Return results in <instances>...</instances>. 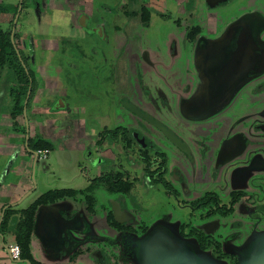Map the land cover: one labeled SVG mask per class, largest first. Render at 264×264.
<instances>
[{"label":"flooded vegetation","instance_id":"1","mask_svg":"<svg viewBox=\"0 0 264 264\" xmlns=\"http://www.w3.org/2000/svg\"><path fill=\"white\" fill-rule=\"evenodd\" d=\"M56 1L0 0V175L28 180L17 200L1 202L9 264H140L146 243L136 253L133 240L150 229L139 194L154 188L172 200L161 221L177 227L175 237L240 264L234 250L264 234V1L260 9L244 0ZM242 16L222 62L241 64L248 81L221 107L190 103L202 49ZM82 143L94 171L85 185L35 194L38 174H50L39 162ZM55 204L58 215L39 214ZM34 206L24 252L16 231ZM257 249L261 264L264 237Z\"/></svg>","mask_w":264,"mask_h":264},{"label":"water","instance_id":"2","mask_svg":"<svg viewBox=\"0 0 264 264\" xmlns=\"http://www.w3.org/2000/svg\"><path fill=\"white\" fill-rule=\"evenodd\" d=\"M242 20L243 16L233 21L222 36L210 43L212 47L202 49L201 56H203V60L199 69L201 85L199 91L191 97L190 103L202 105L206 109L212 106L221 107L233 97L239 85L248 81L249 78L246 73L248 74L249 71L240 70L241 64L222 62L224 57L222 50L227 46L231 40V34L239 28ZM56 205L52 207L48 205L41 206L39 214L50 211L54 215H58L59 209ZM173 233H177L175 225L166 227L164 224L150 229L144 239H140L142 240L141 249L143 243H146L144 251L142 250L140 255V264H182L187 260L192 261L193 264H226V262L208 257L198 246L182 238L175 237ZM257 248L258 244L252 248L254 251L257 250V252H254L255 259L252 264H260L259 259L262 255L258 256ZM240 249L237 247L234 252L240 255ZM261 264H264V261H261Z\"/></svg>","mask_w":264,"mask_h":264},{"label":"rangeland","instance_id":"3","mask_svg":"<svg viewBox=\"0 0 264 264\" xmlns=\"http://www.w3.org/2000/svg\"><path fill=\"white\" fill-rule=\"evenodd\" d=\"M65 0H57L56 1V7L58 8H63L65 7V4L63 3ZM98 2L99 0H95ZM264 0H244L240 1L239 3L242 5H245L246 7H254L256 9H260L259 3L263 2ZM74 7V5H72ZM240 6L237 8H234L229 11V14H235L238 12V9ZM221 10L219 11L220 17L225 19V16H228V13L226 10L218 9ZM258 30L264 32V19H262V23L260 24ZM84 143H82V149L80 152L73 151V148L67 146V147H58L54 152L49 154L48 158L45 160H41L38 164V170L41 169L42 164H47L50 168V174L47 176H43L40 178V175L38 174V187L35 192V194H38L48 188H53V187H83L85 185L86 180L90 176H93L94 171L89 172L88 169H85L86 164H85V158L84 156V151L87 152L88 148H84ZM70 154V155H69ZM7 161V158H0V173L3 172L5 162ZM81 163V164H80ZM80 164V165H78ZM80 166V167H79ZM80 168L83 170L84 173H80ZM2 175H0V178ZM7 180L15 182V178L12 176H7ZM42 179V182H41ZM37 180V179H36ZM37 183V182H36ZM34 194V195H35ZM30 198V197H29ZM28 198V199H29ZM139 198L143 203V208L144 211L141 213L143 217H145L146 220H148V225L149 229H153L158 225H164L161 220H166L169 219L173 215V211L171 210L172 207V200L168 198V196L165 195V193L158 188H154L151 190H146L143 191L141 194H139ZM25 203L24 205H26ZM184 215L186 214V209L183 210ZM169 216V217H168ZM168 217V218H167ZM177 225V224H176ZM147 234V233H146ZM143 235L140 239H144L146 236ZM264 234L260 236L256 240H249L245 241L247 246L245 247V251L240 252L241 254V260L240 264H252V261L255 259V254H251L249 249L253 248L256 246L259 242L260 238H263ZM131 241V240H130ZM6 242L12 243L13 241L10 240L8 237L6 238ZM141 242L142 240L135 241L133 240V247L138 253L141 249ZM236 243H239L236 241ZM139 245V246H138ZM248 254V255H247ZM251 257V258H250ZM250 258V260H249ZM182 264H193L192 261H185ZM199 264H204V263H199Z\"/></svg>","mask_w":264,"mask_h":264},{"label":"crops","instance_id":"4","mask_svg":"<svg viewBox=\"0 0 264 264\" xmlns=\"http://www.w3.org/2000/svg\"><path fill=\"white\" fill-rule=\"evenodd\" d=\"M4 152H8L7 150L9 149V143H5L4 145ZM15 171L9 172L8 174H4L2 175V183L0 185V209H1V202H5V201H12V200H17L20 195L23 194L24 189L26 188V184H27V176L25 175V173H21V174H16ZM7 176H12V177H19V181L16 185H14L13 187L11 186L10 182L6 179ZM26 201V200H25ZM0 264H9L8 259L6 258V256L4 255V252L0 250Z\"/></svg>","mask_w":264,"mask_h":264},{"label":"trees","instance_id":"5","mask_svg":"<svg viewBox=\"0 0 264 264\" xmlns=\"http://www.w3.org/2000/svg\"><path fill=\"white\" fill-rule=\"evenodd\" d=\"M13 210H7V216L13 214ZM24 218L21 220V222L18 225L17 231H16V241L22 248L24 252H27V246L29 241V231L32 228L33 223V217L35 214V206L31 209H26L23 211ZM7 219L5 221V226L7 224Z\"/></svg>","mask_w":264,"mask_h":264},{"label":"built area","instance_id":"6","mask_svg":"<svg viewBox=\"0 0 264 264\" xmlns=\"http://www.w3.org/2000/svg\"><path fill=\"white\" fill-rule=\"evenodd\" d=\"M10 254L12 255V257L17 258L20 252V248L17 244H12L10 245Z\"/></svg>","mask_w":264,"mask_h":264}]
</instances>
